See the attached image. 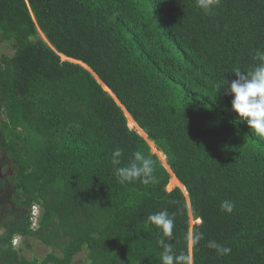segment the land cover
I'll list each match as a JSON object with an SVG mask.
<instances>
[{
	"label": "trees",
	"instance_id": "trees-1",
	"mask_svg": "<svg viewBox=\"0 0 264 264\" xmlns=\"http://www.w3.org/2000/svg\"><path fill=\"white\" fill-rule=\"evenodd\" d=\"M0 42L11 51L0 56V161L11 169L0 188L18 208L1 218L0 264H72L82 252L83 264H160L147 218L163 210L190 264H264V138L226 93L264 51V0H220L212 15L196 0H0ZM149 142L187 197L167 190ZM117 146L122 166L151 154L158 182L117 183ZM17 237L52 251L27 259ZM209 241L232 251L219 257Z\"/></svg>",
	"mask_w": 264,
	"mask_h": 264
},
{
	"label": "clouds",
	"instance_id": "clouds-1",
	"mask_svg": "<svg viewBox=\"0 0 264 264\" xmlns=\"http://www.w3.org/2000/svg\"><path fill=\"white\" fill-rule=\"evenodd\" d=\"M220 0H196V7L207 15L214 14ZM256 64L247 71L236 68L233 72L236 79L230 86L226 81L217 84V91L226 88L227 95L231 96V111L236 114L240 122L246 123L251 134L264 138V51L257 50L254 56ZM123 149L115 147L111 155V164L117 183L121 185L139 181L141 184L150 185L158 182L156 174L157 161L151 154H145L142 150L132 152L128 162L122 166ZM235 204L225 200L220 204V209L226 214H231ZM148 223L154 226L161 238L157 244L162 249L160 264H190L189 258L184 253L177 254L172 244L169 243L174 228V218L167 210L151 214L147 218ZM169 238V239H165ZM203 238L202 233L192 236L194 244H199ZM207 247L214 249L217 256L224 257L231 253L230 247H225L209 241Z\"/></svg>",
	"mask_w": 264,
	"mask_h": 264
},
{
	"label": "rangeland",
	"instance_id": "rangeland-1",
	"mask_svg": "<svg viewBox=\"0 0 264 264\" xmlns=\"http://www.w3.org/2000/svg\"><path fill=\"white\" fill-rule=\"evenodd\" d=\"M42 36V35H41ZM43 37V36H42ZM44 38V37H43ZM46 41V40H45ZM3 54H11L10 48L7 46V44H4L2 42H0V56ZM62 60H67L63 57ZM146 138V137H145ZM155 149V148H154ZM156 150V149H155ZM157 151V150H156ZM153 152V151H152ZM158 152V151H157ZM155 153V152H153ZM161 153V152H160ZM157 154V153H156ZM158 155V154H157ZM1 157V155H0ZM159 157V155H158ZM167 164V163H166ZM0 166L2 167V171L0 172L2 175L6 174V166L7 162L5 160H1L0 161ZM171 176V175H170ZM169 185H171L170 189L168 190H172L175 187H178L176 185V182L174 181V179H172V181H169ZM168 187V186H167ZM180 188V187H178ZM183 191V190H182ZM9 194V191L6 192V196ZM191 224V228L198 224L197 222H194L192 219L190 221ZM14 246L16 249H18L20 251V253L27 259H38L41 260L43 259L50 251H52L51 248L45 246L43 243H41L37 238H33V237H27V238H19L17 237L14 240ZM56 254H59L58 251H54ZM84 258H85V253L82 252L79 255H77L72 264H83L84 263Z\"/></svg>",
	"mask_w": 264,
	"mask_h": 264
},
{
	"label": "flooded vegetation",
	"instance_id": "flooded-vegetation-1",
	"mask_svg": "<svg viewBox=\"0 0 264 264\" xmlns=\"http://www.w3.org/2000/svg\"><path fill=\"white\" fill-rule=\"evenodd\" d=\"M2 171V167L0 166V172ZM11 175V169L9 166H6V174L2 175L0 173V180L6 182V177ZM3 188H0V224H1V218L4 216V213H8V209L14 210L16 212L18 208L12 203V195L9 192V194L6 196V192L9 191L8 187H6V190H2Z\"/></svg>",
	"mask_w": 264,
	"mask_h": 264
},
{
	"label": "bare ground",
	"instance_id": "bare-ground-1",
	"mask_svg": "<svg viewBox=\"0 0 264 264\" xmlns=\"http://www.w3.org/2000/svg\"><path fill=\"white\" fill-rule=\"evenodd\" d=\"M62 59H63V57H62ZM65 59H66V58H65ZM67 60H68V59H67ZM125 114H126V117H127V120H128V127H129L130 129H133V130L139 132V134L142 135V136L145 138L146 136H145V134L143 133V131H142L141 129H139V127L136 125V123L133 121V119H132V118H131L126 112H125ZM149 145H150L152 151L155 152V153H157V154L159 155V159H160V161L162 162V164L164 165V167H166L167 170L169 171V174L171 175L170 182L172 181V179H174V181L176 182V185H177L178 187H180V188L183 190L184 194H185L186 197H187V194H186L184 188L182 187V185L180 184V182L176 179V177L173 175V173L170 172V170H169V168H168V166H167V164H166V158H165V156H164L162 153L157 152V151L154 149V145H153L152 143L149 142ZM169 184H170V183H169ZM169 184H168L167 190L170 189V187H171V185H169ZM196 222L199 223V220L196 221ZM190 245H191V244H190Z\"/></svg>",
	"mask_w": 264,
	"mask_h": 264
},
{
	"label": "built area",
	"instance_id": "built-area-1",
	"mask_svg": "<svg viewBox=\"0 0 264 264\" xmlns=\"http://www.w3.org/2000/svg\"><path fill=\"white\" fill-rule=\"evenodd\" d=\"M38 215H39V208L37 206H33L31 210V221L33 226H35V223L38 219Z\"/></svg>",
	"mask_w": 264,
	"mask_h": 264
},
{
	"label": "water",
	"instance_id": "water-1",
	"mask_svg": "<svg viewBox=\"0 0 264 264\" xmlns=\"http://www.w3.org/2000/svg\"><path fill=\"white\" fill-rule=\"evenodd\" d=\"M72 61V60H71ZM72 62H75V61H72ZM75 63H77V64H80L81 66H83L84 68H86L83 64H81V63H79V62H75ZM87 69V68H86ZM137 132V131H136ZM138 134H139V132H137ZM140 135V134H139ZM140 136H142V135H140ZM143 137V136H142ZM144 138V137H143ZM166 168V167H165Z\"/></svg>",
	"mask_w": 264,
	"mask_h": 264
}]
</instances>
